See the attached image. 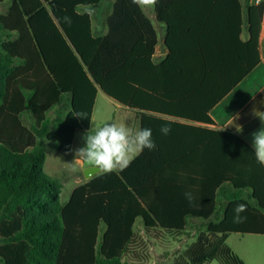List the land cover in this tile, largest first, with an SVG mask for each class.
Here are the masks:
<instances>
[{
    "label": "trees",
    "instance_id": "trees-1",
    "mask_svg": "<svg viewBox=\"0 0 264 264\" xmlns=\"http://www.w3.org/2000/svg\"><path fill=\"white\" fill-rule=\"evenodd\" d=\"M102 1L0 0L7 6L0 12V264H142L141 240L180 236L187 218L210 221L209 239L201 238L175 264H246L225 241L230 234L264 236V166L247 142L211 128L208 113L259 63L264 3L249 6L250 39L243 43L242 0H206L191 8L189 0H159L169 54L156 65V30L132 0H115L109 33L94 36L90 14L79 8L95 9ZM219 16L226 18L221 43L208 39L216 35L212 21ZM229 62L246 66L232 71ZM99 88L140 112L157 147L119 173H100L78 186L63 205L62 181L42 175L45 141L71 152L76 133L90 128ZM64 95L71 98L70 111L49 118ZM164 124L195 131L197 141L162 149L155 131ZM241 203L246 219L235 223L233 210ZM220 210L222 220L211 222Z\"/></svg>",
    "mask_w": 264,
    "mask_h": 264
},
{
    "label": "crops",
    "instance_id": "crops-1",
    "mask_svg": "<svg viewBox=\"0 0 264 264\" xmlns=\"http://www.w3.org/2000/svg\"><path fill=\"white\" fill-rule=\"evenodd\" d=\"M115 3V0H103L101 4L93 9L92 12H88L92 20V31L96 37H105L109 33L108 19L112 13V7ZM264 3V0H259V3H256V0H242V32L240 34V39L243 43H247L250 39V34L248 31V8L249 6ZM206 0H189L185 2V5L188 8L197 5H206ZM146 16L151 20L157 34V45L155 48L154 55L152 60L154 64L159 65L165 61L169 54V49L166 45L167 38V25L163 22H160L157 17L156 7L154 8H142ZM87 12V11H85ZM226 18L223 16L217 17L214 21L217 25L216 35L208 33L209 41L213 39L217 43L224 42L225 31L223 30L222 25L225 22ZM258 49L260 54V61L255 67L248 72L223 98L220 100L216 106L208 113L212 120L215 123L214 128L216 130L225 131L229 130L238 136L240 139L247 142L252 147V133L264 128V123L261 119H264V15L262 18L260 36L258 42ZM240 54L243 57L245 56V49L239 47ZM255 57V56H254ZM253 61L255 63V58ZM250 62V52L248 53V64ZM234 62H229L226 64V69L230 68L232 71H239L246 66L244 63L242 66H234ZM59 106V105H58ZM55 106L53 109H55ZM70 107H71V98H70ZM52 109V110H53ZM70 111V110H69ZM68 111V112H69ZM67 112V113H68ZM164 119H169L172 121H178L188 125H194L202 128H209L208 125L202 123L189 122L187 120H180L176 118H169L166 116H159ZM29 120L30 126L32 122L30 121L29 115L26 117ZM106 122H115L117 124H126L133 129L142 128V115L140 112H136L127 107H124L112 99H110L105 93L100 89L97 92L94 110L91 119V126L102 125ZM96 124V125H94ZM174 130V129H173ZM84 131H78L75 135L72 149L75 145L83 147L84 145ZM180 132V133H179ZM189 133H183V131H171L170 134L163 135L160 131H155V134L158 133L159 142L158 144L164 150H176L182 149L187 145H191L196 142L195 131H188ZM197 132V131H196ZM189 134V135H188ZM80 136V137H79ZM82 136V137H81ZM201 136V135H200ZM166 137V138H165ZM59 147V142L58 146ZM253 148V147H252ZM71 149V150H72ZM139 156V155H138ZM79 161L80 169L76 172L75 176L77 177L78 186L86 183L88 180L84 176V169L90 167L91 165L84 163L83 160ZM121 172V171H115ZM80 173L82 178L79 177ZM102 173V172H101ZM76 186L73 191L78 187ZM63 192V189H62ZM67 201V202H68ZM67 202L65 204H67ZM64 204V205H65ZM223 218V210H220L218 216L215 219H212L211 222H219ZM140 220V219H139ZM210 221H206L198 218H187V225L184 230V234L180 236H186L190 232H202L207 230V226ZM136 227L142 228V221L137 224Z\"/></svg>",
    "mask_w": 264,
    "mask_h": 264
},
{
    "label": "rangeland",
    "instance_id": "rangeland-1",
    "mask_svg": "<svg viewBox=\"0 0 264 264\" xmlns=\"http://www.w3.org/2000/svg\"><path fill=\"white\" fill-rule=\"evenodd\" d=\"M6 9L7 6L0 5V12H5ZM79 11L92 12L93 8L80 7ZM69 110L70 96L64 95L62 104L51 110L48 116L51 119H55L58 116L64 118ZM28 115L30 114H23L22 119L27 126H30L29 120L26 118ZM52 128L55 129L54 126ZM87 131L82 132L80 135H84ZM45 144L47 146V158L44 164V171L42 175H44L46 178H57L62 181L63 192L61 193L60 200L64 205L68 201L72 190L78 186V179L75 176L77 171L72 172L71 165L69 164L74 162L75 150L80 148V146L77 144L71 150V152L62 153L57 148V141H45ZM74 164L79 170V161L76 160ZM79 177H83L81 173ZM140 222L141 219H138L137 224ZM139 229L140 228H138V230ZM104 230L105 227L102 225L100 239ZM201 238L203 240L205 238L209 239L206 230L202 232H190L186 236L182 237L177 235H164L160 241L147 240L144 237L137 248L139 253H141L138 257V261H140L142 264H175L177 261L182 260L185 257V252L189 250L190 247L197 246L198 241ZM213 239L214 238H211V240ZM225 244L231 250H233L246 264H264V236L230 234L228 235ZM208 264L219 263L213 260Z\"/></svg>",
    "mask_w": 264,
    "mask_h": 264
},
{
    "label": "clouds",
    "instance_id": "clouds-1",
    "mask_svg": "<svg viewBox=\"0 0 264 264\" xmlns=\"http://www.w3.org/2000/svg\"><path fill=\"white\" fill-rule=\"evenodd\" d=\"M158 2L159 0H132V3L140 8H154ZM65 19L68 20L67 17ZM77 116L85 118L87 114L80 113ZM261 121L264 123V119ZM171 131L169 124H164L160 128L163 135H168ZM83 139V147L75 150L74 162L83 160L104 174L125 170L145 149L154 151L157 147L151 128L133 129L126 124L115 122L91 126ZM252 147L257 163L264 166V128L252 133ZM74 162L69 164L72 172L78 171ZM184 195L191 204L194 199L192 193L186 192ZM246 211L245 204H237L233 210V222H243L246 217L241 214Z\"/></svg>",
    "mask_w": 264,
    "mask_h": 264
},
{
    "label": "water",
    "instance_id": "water-1",
    "mask_svg": "<svg viewBox=\"0 0 264 264\" xmlns=\"http://www.w3.org/2000/svg\"><path fill=\"white\" fill-rule=\"evenodd\" d=\"M99 89L103 92V90L101 88H99ZM83 173H84V176L86 177V179L90 180V179L94 178L95 176L99 175L101 172L98 171L96 168L90 166V167L85 168Z\"/></svg>",
    "mask_w": 264,
    "mask_h": 264
},
{
    "label": "built area",
    "instance_id": "built-area-1",
    "mask_svg": "<svg viewBox=\"0 0 264 264\" xmlns=\"http://www.w3.org/2000/svg\"><path fill=\"white\" fill-rule=\"evenodd\" d=\"M256 3H259V0H256Z\"/></svg>",
    "mask_w": 264,
    "mask_h": 264
}]
</instances>
